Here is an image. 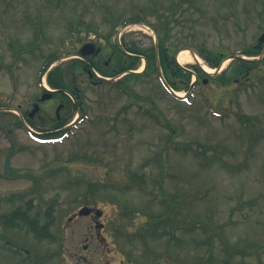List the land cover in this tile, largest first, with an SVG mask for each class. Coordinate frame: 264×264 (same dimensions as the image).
<instances>
[{"label":"rangeland","instance_id":"374dc122","mask_svg":"<svg viewBox=\"0 0 264 264\" xmlns=\"http://www.w3.org/2000/svg\"><path fill=\"white\" fill-rule=\"evenodd\" d=\"M174 6L172 52L206 47L230 57L264 34V0H0V108L21 116L38 104L34 119L50 129L61 102L39 101L40 83L47 85L40 71L56 53L65 57L66 83L75 82L87 111L55 141L32 137L11 114L0 116V264H155L151 255L160 264H264V61L247 80L200 82L187 102L164 89L159 76L169 81L161 72L95 85L87 73L67 68L90 42L110 68L119 36L125 47H150L148 33L119 35L122 22L143 7ZM157 19L148 14L151 23ZM243 113L250 125L240 122ZM129 171L147 174L150 186L163 176L179 219L195 223L172 243L150 242V256L138 242L120 248L110 229L115 222L136 232L148 221L143 213L122 218V206L147 210L151 200L138 189L118 192L127 189ZM89 182L100 184L92 202L104 212L100 219L78 217ZM18 208L42 222L51 218L58 241L38 243L22 230L6 231L2 215ZM151 209L167 207L156 202Z\"/></svg>","mask_w":264,"mask_h":264},{"label":"trees","instance_id":"16d2710c","mask_svg":"<svg viewBox=\"0 0 264 264\" xmlns=\"http://www.w3.org/2000/svg\"><path fill=\"white\" fill-rule=\"evenodd\" d=\"M183 1V0H182ZM176 6L174 7H167L166 11H158L155 8L143 7L139 10V13L135 16L125 19L122 24H127L129 22H145L149 23L148 14L152 16H157V22L152 23V26L155 28V31L158 35V44L153 45L149 48H139L135 44L127 45L126 51L143 56L147 60V67L144 72L145 75L157 72L159 69V64L164 70L165 75L170 80L173 88L177 91L180 90H189L191 80L193 78V74L198 77V82L203 81L204 79H215L223 84H229L232 80L240 79L247 77L252 70L258 69L261 65V61L259 62H245V61H235V69L231 75L227 76V72L222 73L221 75L211 77L206 74L198 65H191L189 68L192 70L191 72L186 71L183 69L176 61V52L171 51V44L169 40V31H171V18L170 14L173 10H175ZM116 27L115 25L113 28ZM264 45H259V43L252 45L246 49L244 52L247 56H259L263 51ZM197 53L206 61V63L213 68H217L221 65L222 61L226 58V55L220 52H214L206 47H199L196 49ZM63 58L62 55L52 53L46 57V60L43 64V67L40 72V77H42L50 66L56 62H59ZM92 69H95L105 77H117L125 72L130 70L136 69L140 62V57H133L121 53L118 57L115 65L112 68L107 67L106 63H103L101 60H91L89 59ZM264 61V59L262 60ZM67 68L74 72L76 70H84L87 71V65L84 61L79 59H73L67 64ZM65 64L60 63L53 69L48 72L47 81L48 84L53 89H62L69 91L73 97L77 99V93L74 89V82L71 81V84L68 85L65 79V71H64ZM140 75L138 74H129L126 75L123 80L118 81V84L124 82V80L136 79ZM94 80L99 82H106L101 80L97 77H94ZM61 101L65 104L63 114L60 115V119H55L54 123L51 125L50 129L46 130L40 127V131H56L65 127L73 117L77 111H80L81 118L86 115V110L81 102L80 99H77L74 103L72 99L67 96L65 93H59ZM191 97V96H190ZM79 106V109H78ZM6 113H0V116H4ZM26 120L30 125L33 127H37L36 122L32 119L27 117V114H24ZM243 115V114H242ZM80 118V119H81ZM244 123L249 124L251 123V119L247 116H244ZM16 119H18L16 117ZM17 126L23 127V123L20 119L16 123ZM71 129H66L61 132H54L49 135H44L42 137L45 138H60L64 135L68 134ZM129 183L126 185L127 189L123 191H118L121 193H126L129 190L138 189L143 193H147L151 200L149 201V205H147V210H132L127 211L126 207L122 206V218L123 219H131L136 215H140L143 213L147 215L148 221L143 228H140L139 231L129 232L127 229L128 226L120 225L115 222L111 223L110 229L112 231V237L115 239L117 245L123 250H126L128 243L133 244L134 242H138L141 246H144L142 249V253H148L150 249V242L155 241H164L167 240L169 243L177 240L178 238V231L182 229H189V227L194 226L195 223H188L179 219L178 214L175 210V200L172 195H169L165 189V178L160 176L157 179L151 180L150 186V178L147 174H141L135 171H129L128 173ZM100 185L97 183H87L85 184V203L91 205L93 203L98 202V197L96 195L101 193ZM110 188L108 186H104ZM113 190L117 191L120 188L117 186L113 187ZM119 195V194H118ZM93 198V199H92ZM117 198V197H116ZM93 202V203H92ZM158 203L160 206L167 207L166 210L159 212L153 211L151 207L153 204ZM116 203V202H115ZM125 205V204H124ZM3 226L8 228H18L20 230H25L28 234H32L33 237L38 242L43 241H51L56 242L58 241V235L55 234L53 230L54 223L52 222L51 218L42 222L39 217L33 216L29 209L25 210L22 208L16 209L9 215H3L1 220ZM168 247V246H167ZM170 248V247H168ZM167 253L169 250L167 249ZM166 253L165 256H169ZM150 256L148 253L146 256ZM129 258L131 259L132 256L128 254ZM164 256V258H165ZM162 257V256H161ZM150 260L155 264H160V256L154 255L150 256ZM132 261V260H130Z\"/></svg>","mask_w":264,"mask_h":264},{"label":"water","instance_id":"95a60500","mask_svg":"<svg viewBox=\"0 0 264 264\" xmlns=\"http://www.w3.org/2000/svg\"><path fill=\"white\" fill-rule=\"evenodd\" d=\"M261 42H264V35L262 36V38H261ZM95 46L93 45V44H87V45H85L82 49H81V51H80V54L82 55V56H84V57H86V56H88V55H91V54H93V53H95ZM97 53H98V51H97ZM128 54V53H127ZM241 59H244V60H247V59H245V58H241ZM54 92V91H53ZM53 92H47L43 97H42V100H47V99H50L52 96H53ZM176 97H178L179 98V96L178 95H176ZM37 111V109L36 110H34V112L31 114V117H33L34 116V114H35V112ZM92 213V209H90L89 207H84V208H82L80 211H79V214L81 215V216H88V215H90ZM96 215H97V217H101L102 215H103V212L102 211H100V210H98L97 212H96ZM103 225H100L99 227H102Z\"/></svg>","mask_w":264,"mask_h":264},{"label":"bare ground","instance_id":"6f19581e","mask_svg":"<svg viewBox=\"0 0 264 264\" xmlns=\"http://www.w3.org/2000/svg\"><path fill=\"white\" fill-rule=\"evenodd\" d=\"M193 61H199L201 65L209 72V73H214L215 70L208 68L205 66L202 62V60L196 56L195 54H192L189 50H183L178 54V62L183 65L187 63H192ZM141 69L140 71H142ZM178 95L183 96L184 94L181 92H178Z\"/></svg>","mask_w":264,"mask_h":264},{"label":"flooded vegetation","instance_id":"af4514ba","mask_svg":"<svg viewBox=\"0 0 264 264\" xmlns=\"http://www.w3.org/2000/svg\"><path fill=\"white\" fill-rule=\"evenodd\" d=\"M110 60H111V58H110Z\"/></svg>","mask_w":264,"mask_h":264}]
</instances>
